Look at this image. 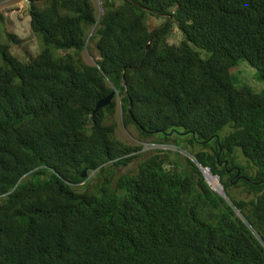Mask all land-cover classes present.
I'll return each instance as SVG.
<instances>
[{
  "label": "trees",
  "instance_id": "obj_1",
  "mask_svg": "<svg viewBox=\"0 0 264 264\" xmlns=\"http://www.w3.org/2000/svg\"><path fill=\"white\" fill-rule=\"evenodd\" d=\"M100 2L30 0L40 51L0 40V264H264V91L234 79L242 60L264 77V0ZM120 96L124 124L186 166L159 149L113 188L108 168L143 150L116 136Z\"/></svg>",
  "mask_w": 264,
  "mask_h": 264
},
{
  "label": "rangeland",
  "instance_id": "obj_2",
  "mask_svg": "<svg viewBox=\"0 0 264 264\" xmlns=\"http://www.w3.org/2000/svg\"><path fill=\"white\" fill-rule=\"evenodd\" d=\"M99 10L101 11L100 0H94ZM30 0H0V15L4 16V23L0 26V40L9 42L7 33H12L20 39V44L11 42L12 51L21 59L25 58V50L27 49L32 54H37L40 51V42L36 35L32 32L29 13ZM164 19L157 16L147 15L146 22L153 27L160 25ZM151 26V27H152ZM94 30L89 34L91 37ZM170 42L178 44L182 40V32L177 27H173V32L170 35ZM85 60L89 64H95L100 58L98 49L96 48L95 41L89 43L88 49L84 52ZM234 79L239 85H247L254 90L261 92L264 91V77L260 67L247 60H242L235 66ZM120 106L115 115L117 123V138L128 145H142L141 158L135 159L128 166L109 167L108 172L113 174V188H115L118 179L125 174L134 171L139 161L149 158L156 150H162L164 153L168 152L173 161L180 167L187 165V157H191L188 152L171 146L157 145L158 143L152 140L144 141L142 135L133 125L126 126L123 122L121 96L119 97ZM192 158V157H191ZM93 175V174H91ZM217 177V176H216ZM218 178V177H217ZM219 179V178H218ZM103 181L92 180L89 182V187L97 190L102 185ZM222 184V183H221ZM223 185V184H222ZM211 186V185H210ZM212 188V186H211ZM232 194L237 198H249L240 188H232Z\"/></svg>",
  "mask_w": 264,
  "mask_h": 264
},
{
  "label": "water",
  "instance_id": "obj_3",
  "mask_svg": "<svg viewBox=\"0 0 264 264\" xmlns=\"http://www.w3.org/2000/svg\"><path fill=\"white\" fill-rule=\"evenodd\" d=\"M149 46H150V44L148 45V48H149ZM114 96H115V92H112L108 97H105V98L101 99V100L97 103V106H96L95 111H98L99 109H101V108H103V107H106V106L111 102V100H112V98H113ZM200 169H201V171L203 172L204 177H205L207 183L210 185V183H209V181H208V179H207V177H206V175H205V172H204V170H205V169L207 170L208 168H206V167L200 165ZM208 170H209V169H208ZM214 176H215V175H214ZM83 177H86V171H84V173H83ZM222 186H223V185H222ZM212 189H213L214 191H216L217 193H219V194H220L221 196H223L224 198L229 199V198H228V195H227V193H226V191H225V189H224V186H223L222 191H218V190L214 189L213 187H212Z\"/></svg>",
  "mask_w": 264,
  "mask_h": 264
},
{
  "label": "bare ground",
  "instance_id": "obj_4",
  "mask_svg": "<svg viewBox=\"0 0 264 264\" xmlns=\"http://www.w3.org/2000/svg\"><path fill=\"white\" fill-rule=\"evenodd\" d=\"M204 172H205V175H206L210 185L214 189H216L218 191H222L223 186H222L220 180L216 176H214L213 173L210 170H208V169L206 170L205 169Z\"/></svg>",
  "mask_w": 264,
  "mask_h": 264
},
{
  "label": "built area",
  "instance_id": "obj_5",
  "mask_svg": "<svg viewBox=\"0 0 264 264\" xmlns=\"http://www.w3.org/2000/svg\"><path fill=\"white\" fill-rule=\"evenodd\" d=\"M157 145H160V144H157Z\"/></svg>",
  "mask_w": 264,
  "mask_h": 264
}]
</instances>
